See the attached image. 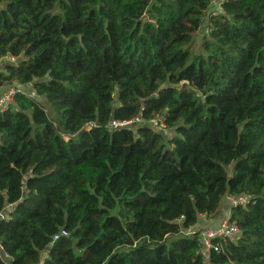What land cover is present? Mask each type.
I'll return each mask as SVG.
<instances>
[{
	"label": "trees",
	"instance_id": "obj_1",
	"mask_svg": "<svg viewBox=\"0 0 264 264\" xmlns=\"http://www.w3.org/2000/svg\"><path fill=\"white\" fill-rule=\"evenodd\" d=\"M211 1L0 0V86L35 92L0 112V264H264V0Z\"/></svg>",
	"mask_w": 264,
	"mask_h": 264
},
{
	"label": "built area",
	"instance_id": "obj_2",
	"mask_svg": "<svg viewBox=\"0 0 264 264\" xmlns=\"http://www.w3.org/2000/svg\"><path fill=\"white\" fill-rule=\"evenodd\" d=\"M222 0H212L211 1V14L212 15H218L220 13H223V8H222ZM205 31L207 32L208 29L206 28ZM8 57L10 60L15 61L16 59L14 57L11 56H6ZM10 61V62H13ZM22 85V84H21ZM29 85V84H28ZM18 87H14L12 89H8L7 91H5L4 93L0 94V112H3L5 110H7L13 103V98H14V94L16 93V91L18 90ZM19 90H24V89H19ZM26 91V90H24ZM28 93H30L31 95H35V92L31 86V90L30 91H26ZM140 118L136 117L134 119L131 120H126V121H116V120H112L111 124L109 125L112 128H116V127H120V126H129L131 125V123L133 122H137L139 121ZM154 126L156 127V129H160L163 128V123L162 121H160L158 118L152 120ZM225 200L227 201V203L229 205H245L248 202L249 197L245 194H241V195H232V194H226L224 196ZM229 213L227 216L223 217L216 225L213 226H209L206 229H204L203 231H201V242H202V247L200 248V253L202 255V257L204 259H208L210 256V251L211 249L214 250H218V246H216L215 244L212 243V240L215 238H223V239H228L231 241L236 240L239 235H240V230H239V226L237 224L236 221L231 220L229 218ZM2 216V214H1ZM195 229H188L187 232H191ZM61 234H66L65 231H61ZM59 236L58 235H54L53 238L57 239Z\"/></svg>",
	"mask_w": 264,
	"mask_h": 264
},
{
	"label": "crops",
	"instance_id": "obj_3",
	"mask_svg": "<svg viewBox=\"0 0 264 264\" xmlns=\"http://www.w3.org/2000/svg\"><path fill=\"white\" fill-rule=\"evenodd\" d=\"M229 211H230L229 204L227 203L225 198H223V204L218 217L215 219L208 220L204 216H201L200 221L193 227V229L203 231L211 224L216 225L223 217L228 215Z\"/></svg>",
	"mask_w": 264,
	"mask_h": 264
},
{
	"label": "rangeland",
	"instance_id": "obj_4",
	"mask_svg": "<svg viewBox=\"0 0 264 264\" xmlns=\"http://www.w3.org/2000/svg\"><path fill=\"white\" fill-rule=\"evenodd\" d=\"M197 35H199L200 36V34L198 33ZM196 35V36H197ZM198 36V37H199ZM193 48H195V49H198L199 47H198V41L197 42H195L194 44H193ZM10 61H13V60H10L8 57H3V58H1L0 59V71H2L3 70V67H4V65L6 64V63H9ZM18 87L19 89H24V90H26V91H30L31 90V85L29 84V85H21V84H17V83H15V85L14 84H7V83H3L1 86H0V94L1 93H4L5 91H7L8 89H12V88H14V87ZM156 128V127H155ZM231 172V171H230ZM127 247L126 246H123V247H121L120 249L121 250H124V249H126Z\"/></svg>",
	"mask_w": 264,
	"mask_h": 264
},
{
	"label": "water",
	"instance_id": "obj_5",
	"mask_svg": "<svg viewBox=\"0 0 264 264\" xmlns=\"http://www.w3.org/2000/svg\"><path fill=\"white\" fill-rule=\"evenodd\" d=\"M130 126V125H129Z\"/></svg>",
	"mask_w": 264,
	"mask_h": 264
}]
</instances>
